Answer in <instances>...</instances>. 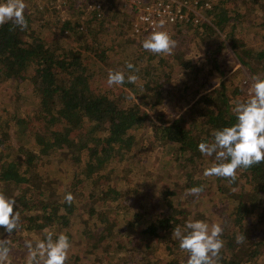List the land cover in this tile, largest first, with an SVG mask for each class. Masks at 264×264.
Wrapping results in <instances>:
<instances>
[{
	"label": "trees",
	"instance_id": "obj_1",
	"mask_svg": "<svg viewBox=\"0 0 264 264\" xmlns=\"http://www.w3.org/2000/svg\"><path fill=\"white\" fill-rule=\"evenodd\" d=\"M58 1L66 16L55 13L49 24L56 33L49 39L40 38L41 31L33 27L35 18L50 12L46 0L39 3L24 0L26 26L23 28L12 21L0 24V85L18 87V83L25 82L31 87L30 93L17 90L15 101L9 96L14 106L0 107L3 110L0 192L15 198L14 210L19 216L16 228L2 240L6 241L8 250L12 246L21 247L26 259L28 246L25 247L23 239L27 233L39 232L42 241L45 232L51 231L53 239L59 233L69 239L64 264H105L104 255L109 250L114 251L115 257L125 255L111 264H187V253L179 247L174 229H183L188 220L200 219L218 223L223 229V246L218 258H214L216 264H264V161L238 169L234 180L204 176V170L216 160L214 155H204L197 147L201 141L211 142L214 130L235 123L234 105L247 99L242 95L245 91L238 87L240 82L234 85L220 80L223 71L218 68V62L213 68L218 73L215 80L220 81L209 79L211 73L205 67L209 64L203 61L216 56L212 44L216 45L218 40L213 39V32L224 33L222 39L248 79L264 77V15L258 14L264 0H210L207 5L205 0H181L189 6H201L205 18L194 24L202 27L200 31L180 28L192 25L195 18L194 12L181 8L180 19L158 23L156 30L162 25L178 30L171 36L177 46L167 54H154L142 48V41L153 30L134 33L130 20L124 18L113 28L114 24L103 13L97 16L87 9L86 0H49V3ZM142 1L147 5L157 2ZM250 3L258 7L250 9ZM109 12L118 13L113 7ZM246 15L260 16L249 27L254 31L251 40L244 36L248 32L241 29ZM38 26L40 29L43 23ZM191 33L196 42L194 50L190 45L183 46ZM185 47L190 51H185ZM77 49L86 54H77ZM201 50L203 53L195 58ZM96 56L100 58L98 67ZM129 62L135 71L125 67ZM86 65L102 71V77L112 71H123L125 82L117 85V92L92 86L89 74L92 78L96 75ZM127 75H135L136 80L128 82ZM175 81L182 93L178 98L190 103L189 108L164 117L161 106L176 90ZM201 90L204 92L197 97L195 93ZM29 96L35 97L31 108L35 109L25 117L16 103ZM37 117L45 119L43 125L48 127V132L37 127L34 121ZM142 123L146 127L145 135L135 139V127ZM10 129L14 130L12 135ZM14 141L19 143V147L14 145L17 149ZM8 154L12 157H3ZM121 154L130 155L128 161L133 170L144 171L139 183L146 178L153 186L151 191L144 188L130 193L135 197L130 206L132 233L130 238L117 240L116 224L108 225L111 223L108 211H122V204H127L124 200L131 199L122 187L111 185L112 179L119 175L114 170V160ZM53 156L52 164H48L46 159ZM68 161L73 164L70 175L53 172L54 168H65ZM62 176L66 177L64 181H69L64 182L59 194L49 182ZM209 184L218 192L232 189L231 204L223 205L220 211L211 204L214 211L207 217L199 210L192 213L193 196L187 195V190L194 185H203L204 190ZM66 193L72 195L71 202L65 201ZM80 208L85 210L87 222L95 217L100 223L89 225L101 241L97 244L86 240V258L75 252L76 242L71 232V223L75 222ZM119 228L118 225L116 229ZM2 231L1 228L0 234ZM102 242L105 247L110 245V249L104 255H96Z\"/></svg>",
	"mask_w": 264,
	"mask_h": 264
},
{
	"label": "rangeland",
	"instance_id": "obj_2",
	"mask_svg": "<svg viewBox=\"0 0 264 264\" xmlns=\"http://www.w3.org/2000/svg\"><path fill=\"white\" fill-rule=\"evenodd\" d=\"M197 1V0H195ZM193 1V2H195ZM210 0H205V2L210 3ZM143 2V1H141ZM172 2H176L177 4H173ZM183 1L181 0H171V6L170 9L171 10H176L179 8V6L182 4ZM46 3L49 4V11L47 12L45 15H43L41 18L37 17L35 18V20H37L36 22H34L33 27L34 29H36L37 31H41L40 34V38L42 39H49L51 37H53L52 35H54L53 33H56L54 31V29L52 28V25H50L49 23L52 22L53 18H55V13L57 15L63 16L65 17L66 15L64 14V7H62L59 3V1L57 3H49V0H46ZM118 5L116 7V10L118 11L117 14H110L107 13L105 15L106 18H108L109 22L114 24L113 28L115 26V24H117V22H119L121 19H125V20H130V24H133V15H132V8L131 6H125L123 7L122 4L120 2H117ZM211 5V4H209ZM30 6V5H29ZM263 9H260V12H258V14L264 15V3L262 4ZM27 7V5H26ZM248 7L250 9H254L255 7H258V5H255L253 3H250L248 5ZM31 8V7H30ZM200 7H195L192 4H190L189 10L188 11H192L195 13V18L191 21L192 25H183L180 26L181 27H191L196 28V31H200L202 29V27L199 25L198 26H194V24H196L197 21H201L204 20L205 15L203 12H201ZM28 9V8H27ZM260 16L258 17H252L249 18L246 15L245 18V22L244 24L241 26V29L244 30L245 32H248V34H244V36H246V38H251L254 35V31L253 30H249L250 25L252 24V22L256 19H258ZM48 18V19H47ZM207 19V18H206ZM205 19V20H206ZM253 19V20H250ZM44 20H48L47 23L44 22ZM41 23H43V26L39 28L38 25H40ZM159 29H163L165 31H167L170 36L175 35L177 33L178 30L176 29H170V26H160L157 30ZM213 31V30H212ZM216 31V30H215ZM213 32L214 36L213 39L214 40H218L216 41V45L215 42L212 44V47L216 50V52L214 53V55H216L212 60H207V61H203L204 64H209L206 65L205 67H207L210 70V78L209 79H213L215 80V77L218 75L217 71L215 70L214 64L216 62H218V68L220 70L223 71V75L221 76L222 81H225L226 84H233L236 85L237 83L240 82L239 84V88L243 89L245 91V93H242V95L245 98H248V96L250 95V88H251V84L252 81L250 79H248L247 74L245 72V70L243 69V67L241 66L240 62L237 60V57L235 56V54L231 51V49L229 48L228 44L225 42L224 39V33L223 32ZM109 32V31H108ZM243 35V33H242ZM192 36L193 34L191 33L190 35H188V38L186 40V43L183 46H191V48L194 50V46H196V44L194 45V42L192 40ZM219 36V37H217ZM221 39V40H220ZM251 40V39H249ZM213 42V41H212ZM223 43V45L221 44ZM74 46H76L77 48H80L79 45L74 44ZM177 46V43H176ZM175 46V47H176ZM197 48L199 49L198 45ZM217 48V49H216ZM190 51L189 47H185V51ZM77 54H81V56L85 55L86 52L84 50H80L77 49L75 51ZM203 53V50H201L199 55H196L195 58H199V56ZM94 57V56H93ZM212 57V56H211ZM85 62H89L88 58L85 57L84 58ZM216 60V61H215ZM96 64L98 67V64L100 62V58H98L96 56ZM202 62V59H201ZM200 63V62H199ZM87 70H93L92 72H95L94 74L96 76H94L93 78L91 77V74H89L90 76L88 78H90L91 80V85L92 86H96L97 88H101V86L105 87L104 89H106L108 92H117L119 91V89L117 88V85H112L109 86L107 83V77H102L101 73L102 71H97V69H91L88 65H86L85 67ZM97 71V72H96ZM214 71V72H213ZM101 75V76H99ZM202 77H206L204 74H202ZM28 79H25V81H28ZM184 80V79H183ZM186 80V79H185ZM213 80H211L213 82ZM220 80H215L216 83H218L217 81ZM232 80V81H229ZM227 81V82H226ZM101 83L98 84V83ZM174 83L177 84L178 87V83L177 81H175ZM180 86L182 85V83L179 84ZM102 87V88H103ZM25 92V93H30L31 92V87L28 83L25 82H20L18 83V87L15 84H11L10 86L7 85H0V107L2 106L3 109H7L11 106H14V102L9 101V96H11L12 100H16V95L15 92ZM174 91L173 93H171L169 96H167L165 103L161 106L162 107V113L163 116H167L169 114L178 112L180 114L181 110H187L189 107H187L188 104L186 101H182L180 100L178 97H180L179 95H182V93L180 91ZM204 92V90H201L200 93H195L197 94L196 96L199 97L202 93ZM176 93V94H175ZM189 97H191V95H189ZM14 98V99H13ZM14 100V101H15ZM24 101V102H23ZM23 101L16 103L18 104V106L20 107V113L23 114V116L27 117L32 111H34L35 108L31 109L33 106V103L35 102V97L33 96H29L28 98H25ZM172 104H176L175 107H172ZM172 108H174L172 110ZM22 109V111H21ZM30 113H27L29 112ZM3 113V110L0 109V114ZM34 121L37 124V127L44 131V132H48V127H46L45 125H43V122H46L45 119L40 120L39 117H37L36 119H34ZM143 124V123H142ZM136 131H135V139H140V137L143 135H145L144 129L146 128L145 125H141V126H136ZM11 131V135L13 134L14 130L10 129ZM19 134H17L16 138H18ZM19 147V143H17V141H14L13 146ZM14 146V148H16ZM17 149V148H16ZM11 156V154H8L6 156L3 157H8ZM12 157V156H11ZM55 156L53 157H48L47 163L48 164H52L53 160ZM130 155H124L121 154L119 157H117L114 161H115V166H114V170L119 172L118 177H114L112 179V186H119L122 187V189H124V192H126L129 197H131V199L128 201L124 200L127 204H122V211H116V210H111L108 211V217L111 218V223L108 222L109 226L115 225V231H114V235L115 238L117 240H121L122 237L127 236L128 238H130L131 236V227H130V223L132 222L133 218H131V213L133 212V209H130V206H132L133 202H135L134 199L135 197H132L130 195V193H136V190L138 189H144L146 190V188H148V190H152L150 189L153 185L149 182L148 179H144V181H140L139 183V178H141V175L144 173V171H135L133 170V166L130 165L129 163V159H130ZM58 159H62V157L60 156ZM146 160V158L144 159ZM143 160V161H144ZM55 165L57 163H54ZM146 164V163H145ZM58 167H61V165L57 164ZM147 166V164H146ZM65 168H54L53 172L54 173H65L69 172V175L72 172V167L73 164L71 163V161H68L65 165ZM50 172H52V168L49 169ZM66 178L64 176L60 177V178H56V179H51V182H49V185H51V187H53L54 191H56L57 193L62 192L65 183H67L69 180L66 179L67 181H64L63 179ZM65 182V183H64ZM106 183V182H104ZM89 184H91L89 182ZM107 184V183H106ZM130 185H132L133 189H131ZM85 190L87 189V186H85ZM234 189V188H233ZM146 190V191H148ZM231 190H227L224 189L223 192H218L214 190V186L212 184H209L206 186V188L199 193L195 198L193 197V201H194V206H192L193 208L191 209L192 213L196 212V210H199L201 212L204 213L205 217L209 216L214 209L210 206L211 204H215L216 205V210L220 211L222 209L223 205H229L231 204V200H232V195H231ZM141 194H144L145 191H139ZM60 194V193H59ZM144 195H142L141 198H143ZM128 203H131V205H129ZM115 204V202H111L110 203ZM108 206V205H107ZM208 206V208H207ZM85 212V210L83 209H79L78 213H76L77 218L75 219V222L71 223V226H73L71 232L74 235V239L76 242V246H75V252L78 251L80 253H82V257L86 258V256H88V254L86 253L85 249L87 248L86 246V240H88L90 243H97L99 244V242L101 241V239L99 238L98 234L96 232H92V228L89 229V225L90 224H97L99 225L100 223H98V221L95 219V217L91 218L89 220V222L86 221L83 213ZM115 216V218H113V216ZM116 215L119 216V218L117 217L116 219ZM121 215V216H120ZM203 219V218H202ZM215 221V219H213ZM212 223V221L209 222V224ZM120 226L119 231L116 229L117 226ZM211 225V224H210ZM122 226V227H121ZM1 226H0V231H1ZM3 229V228H2ZM18 229V228H17ZM262 229V228H261ZM128 234V235H127ZM9 237V232L6 231H2L0 234V241L2 240H6ZM41 234L39 232H35V231H30L27 233L26 237H24V242H25V247L26 245H29V242L31 244V247L28 246V250L24 253L26 259L24 258L23 254H22V250L21 247H14L12 246L9 250L6 256L0 258V264H27V260L28 257L30 255V253L34 250H36L35 245L37 244V242L41 241ZM22 240V241H23ZM132 246V244L130 245ZM110 249V245L108 247H105V244L102 242V244L100 245V247L97 248L95 254L96 255H104L106 250ZM157 253L160 254V251H157ZM106 257V263L105 264H111L112 262H118V258L119 257H124L125 255H120L118 257H115V253L113 250H109L108 253H106V255H104ZM164 259H162L163 261ZM161 262H159L158 264H160ZM40 264H43V261L41 260Z\"/></svg>",
	"mask_w": 264,
	"mask_h": 264
},
{
	"label": "clouds",
	"instance_id": "obj_3",
	"mask_svg": "<svg viewBox=\"0 0 264 264\" xmlns=\"http://www.w3.org/2000/svg\"><path fill=\"white\" fill-rule=\"evenodd\" d=\"M24 0H0V24L14 22L23 28L26 26L24 16ZM143 49L154 54H167L175 47V41L163 30H153L141 43ZM125 67L135 71L132 63ZM123 71L109 72V86L122 85L125 82ZM128 82L136 80L135 75H127ZM233 111L235 123L216 129L212 133L211 142L201 141L198 150L207 156H215L216 163L204 170V176H218L235 179L238 169H246L264 161V77L253 76L250 95L247 99L237 102ZM203 191V185H194L187 190V195L194 198ZM66 202H71L72 195L66 193ZM15 198L0 192V226L6 232L13 231L19 216L14 210ZM220 224H209L200 219L185 222L183 229L176 227L174 236L179 247L187 253V264H216L223 246ZM46 231L42 241L35 245L27 264H64L70 242L64 233L56 234ZM29 247L31 244L29 242ZM6 241H0V258L6 256Z\"/></svg>",
	"mask_w": 264,
	"mask_h": 264
},
{
	"label": "built area",
	"instance_id": "obj_4",
	"mask_svg": "<svg viewBox=\"0 0 264 264\" xmlns=\"http://www.w3.org/2000/svg\"><path fill=\"white\" fill-rule=\"evenodd\" d=\"M33 2H45V0H31ZM142 0H86L87 9L92 10L97 16L106 15L110 8L116 9L120 2L123 7L131 6L133 15V32H143L148 30H156L158 23L165 21L174 22L182 17L181 8L189 9L186 1H183L178 9L171 10V0H157L152 5H147ZM174 5L176 2H172ZM207 5V2H205ZM115 6V7H114Z\"/></svg>",
	"mask_w": 264,
	"mask_h": 264
}]
</instances>
